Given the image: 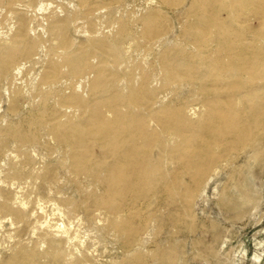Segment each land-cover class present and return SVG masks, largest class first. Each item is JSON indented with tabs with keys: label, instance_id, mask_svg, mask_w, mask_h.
<instances>
[{
	"label": "bare ground",
	"instance_id": "obj_1",
	"mask_svg": "<svg viewBox=\"0 0 264 264\" xmlns=\"http://www.w3.org/2000/svg\"><path fill=\"white\" fill-rule=\"evenodd\" d=\"M127 5L0 0V222L15 232L0 264H86L75 219L112 232L127 264H176V246L145 250L164 206L182 207L197 249L198 200L216 195L238 219L259 205L249 170L264 159V0ZM48 203L68 224L37 227Z\"/></svg>",
	"mask_w": 264,
	"mask_h": 264
},
{
	"label": "rangeland",
	"instance_id": "obj_2",
	"mask_svg": "<svg viewBox=\"0 0 264 264\" xmlns=\"http://www.w3.org/2000/svg\"><path fill=\"white\" fill-rule=\"evenodd\" d=\"M148 2L149 0H127V8L135 11L143 10L147 7ZM170 12L172 13L170 15H173V11L170 10ZM257 23L259 25V22L255 24L257 25ZM249 172L253 175V185L259 191L257 209H248L246 216L243 219H238L234 217L235 213H227L224 210L219 197L216 195H211L208 201L198 200L194 207L197 218L193 223L198 232L197 236L203 239L204 243L196 249L192 242L196 235L191 234L188 228L192 221L187 218L182 207L178 206V209L174 210L166 205L159 214L158 231L148 242L145 250L155 253L167 251L169 247L176 246L181 252V261L176 262V264H264V159L260 160L259 164L253 165ZM63 176L61 185L63 191L67 196L78 199L79 195L71 182L73 177L67 173H64ZM226 176L227 173L222 178L226 179ZM182 180L184 185L192 184L190 176L186 175ZM29 193L36 196L30 189ZM167 199V196H163L160 200L161 204L164 205ZM53 207L52 203L46 204V213L37 227L41 226V222L46 223V226L50 223L56 227L63 222L68 224L66 216H60ZM76 221L77 219H75L72 227V237L81 247L88 250L89 257L84 259L85 262L88 261L86 264H127V257L121 248V244L115 239L112 232L106 230L101 234L96 233L86 221L81 225ZM135 222L139 223V219H135ZM4 224L1 225L0 222V260L3 261L10 257L15 242V239L12 238L15 234L13 226H9L10 223L8 222ZM56 227H53V230L57 229ZM213 233L218 234L217 244L212 242ZM25 237L24 239H29L30 235ZM205 244L213 245V252L210 256L198 254L203 253ZM222 247L224 248L222 249ZM245 251L248 253L247 257H244ZM256 253L262 255L259 262L254 259ZM38 261L41 264L50 263L46 259H39ZM145 264L172 263L167 259L148 255L145 258Z\"/></svg>",
	"mask_w": 264,
	"mask_h": 264
}]
</instances>
